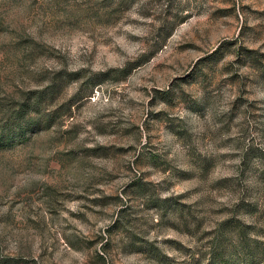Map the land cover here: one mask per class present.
Wrapping results in <instances>:
<instances>
[{
	"label": "rangeland",
	"instance_id": "1",
	"mask_svg": "<svg viewBox=\"0 0 264 264\" xmlns=\"http://www.w3.org/2000/svg\"><path fill=\"white\" fill-rule=\"evenodd\" d=\"M0 134V264H264V0H0Z\"/></svg>",
	"mask_w": 264,
	"mask_h": 264
},
{
	"label": "trees",
	"instance_id": "2",
	"mask_svg": "<svg viewBox=\"0 0 264 264\" xmlns=\"http://www.w3.org/2000/svg\"><path fill=\"white\" fill-rule=\"evenodd\" d=\"M30 105H23V108H21V111H17L16 113V120L14 121V123L12 124V126L17 127V130L14 131V135L15 136H23L24 133H25V127L23 125V115L24 113L26 112L27 108L29 107ZM13 134V133H12ZM3 135L0 134V142H4L3 140ZM2 140V141H1ZM1 146H3L4 144L3 143H0ZM239 246H240V252L236 251V254H237V258H236V262H239L241 264H252L254 259H255V256L259 257L260 258H263L262 255H263V252L259 253L258 255L256 254V252L253 251L252 249V246L249 244H246L242 239H240V243H239ZM248 254H251L250 256H248ZM242 256H245L246 258L243 259ZM232 255H229L228 252L225 253V251H223L222 249V255H221V258H220V255L217 256V259L219 258V261H220V264H224V261L226 262V264H228L230 261H231V258ZM223 259V261H222ZM233 261V260H232ZM216 262V261H215Z\"/></svg>",
	"mask_w": 264,
	"mask_h": 264
}]
</instances>
